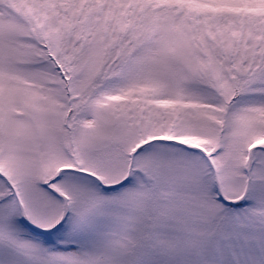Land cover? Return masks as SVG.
I'll list each match as a JSON object with an SVG mask.
<instances>
[{
	"label": "snow or ice",
	"instance_id": "snow-or-ice-1",
	"mask_svg": "<svg viewBox=\"0 0 264 264\" xmlns=\"http://www.w3.org/2000/svg\"><path fill=\"white\" fill-rule=\"evenodd\" d=\"M0 264H264V0H0Z\"/></svg>",
	"mask_w": 264,
	"mask_h": 264
}]
</instances>
